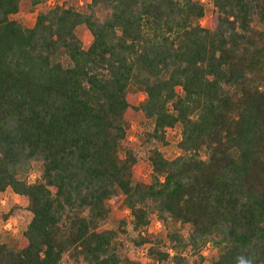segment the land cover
<instances>
[{
    "label": "trees",
    "instance_id": "16d2710c",
    "mask_svg": "<svg viewBox=\"0 0 264 264\" xmlns=\"http://www.w3.org/2000/svg\"><path fill=\"white\" fill-rule=\"evenodd\" d=\"M47 2L0 0V194L31 214L0 264H264V0H208L206 26L201 0Z\"/></svg>",
    "mask_w": 264,
    "mask_h": 264
},
{
    "label": "rangeland",
    "instance_id": "374dc122",
    "mask_svg": "<svg viewBox=\"0 0 264 264\" xmlns=\"http://www.w3.org/2000/svg\"><path fill=\"white\" fill-rule=\"evenodd\" d=\"M66 1H72L78 8H83L90 0H52L54 4H63ZM206 4V12L205 17L200 21L201 25L206 26L208 20L211 18L212 9L208 0H201ZM17 18L21 20L26 26H32L34 23L35 15L31 14L27 11L26 7L23 6ZM76 37L82 42L83 47L87 48L91 43V35L86 30L84 26H79L75 30ZM143 99L142 94H133L131 96V101L134 104H137L139 101ZM127 121L130 125V134L129 137H132L131 142L134 144H138L136 138V132L141 130L144 126V118L139 112H132L127 118ZM180 125H176L171 130H166L165 132V140L167 141V145L162 148L165 156L167 158L175 157L178 154L176 149V145L180 140ZM132 143V144H133ZM134 177L135 179L139 180H148L151 168L147 161L138 159L136 165L133 168ZM37 176V173H32L29 176L30 181H33L34 178ZM119 199H114L110 201V204L113 203L112 214L110 217V224L106 226L109 228L112 226V222L118 220L122 216H127L128 213L123 212L119 209ZM27 201L26 199H21L15 194H13L10 190L0 194V214L7 215L10 214L9 218L2 222L0 219V239H12V240H20L22 231L28 225L31 214L26 209ZM161 225L157 222H154L153 225L150 227L149 231L152 233H157L161 230ZM132 248L130 249V255ZM205 255L211 256L214 252V249L210 247L204 251ZM134 257V256H133ZM141 264H155L153 261L149 259H142Z\"/></svg>",
    "mask_w": 264,
    "mask_h": 264
},
{
    "label": "built area",
    "instance_id": "2783aa9c",
    "mask_svg": "<svg viewBox=\"0 0 264 264\" xmlns=\"http://www.w3.org/2000/svg\"><path fill=\"white\" fill-rule=\"evenodd\" d=\"M47 3H48L49 6L54 5V2H52V0H48ZM171 129H172V128H170V129H168V130H171ZM130 139H132V137H130ZM179 139H180V138H179ZM131 254H132L133 256H137V257H139L140 260H142V259H148L147 256H146V249H145V248H144V249H139V250H137V251L132 250Z\"/></svg>",
    "mask_w": 264,
    "mask_h": 264
},
{
    "label": "crops",
    "instance_id": "0c3cea01",
    "mask_svg": "<svg viewBox=\"0 0 264 264\" xmlns=\"http://www.w3.org/2000/svg\"><path fill=\"white\" fill-rule=\"evenodd\" d=\"M123 212L127 213V211H123Z\"/></svg>",
    "mask_w": 264,
    "mask_h": 264
}]
</instances>
